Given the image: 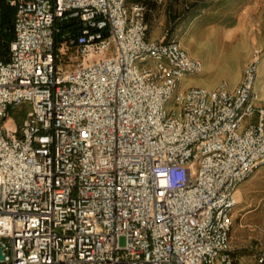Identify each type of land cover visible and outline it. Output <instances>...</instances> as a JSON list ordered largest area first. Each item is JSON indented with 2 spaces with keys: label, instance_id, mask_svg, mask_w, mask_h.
<instances>
[{
  "label": "built area",
  "instance_id": "2783aa9c",
  "mask_svg": "<svg viewBox=\"0 0 264 264\" xmlns=\"http://www.w3.org/2000/svg\"><path fill=\"white\" fill-rule=\"evenodd\" d=\"M10 4L0 264H234L236 193L264 165L261 50L234 87L183 89L203 62L150 39L140 1Z\"/></svg>",
  "mask_w": 264,
  "mask_h": 264
},
{
  "label": "crops",
  "instance_id": "0c3cea01",
  "mask_svg": "<svg viewBox=\"0 0 264 264\" xmlns=\"http://www.w3.org/2000/svg\"><path fill=\"white\" fill-rule=\"evenodd\" d=\"M135 1H140L146 6L145 15L149 24L150 39H177L186 50L188 45L192 47V51L188 52L192 57H197L194 53H198L204 45V34L209 35V32L210 35L214 34V30L218 27L211 23L218 20L221 25H219L217 35L228 40L224 39L214 45L224 53L233 55L239 52L243 55V61L234 69L235 78L227 84L234 87L239 82L243 67L252 50L250 46L255 44V15L258 0ZM259 183L260 178L252 181L248 178L243 181L236 193L237 204L242 198L241 187L252 185L250 189L252 191Z\"/></svg>",
  "mask_w": 264,
  "mask_h": 264
},
{
  "label": "rangeland",
  "instance_id": "374dc122",
  "mask_svg": "<svg viewBox=\"0 0 264 264\" xmlns=\"http://www.w3.org/2000/svg\"><path fill=\"white\" fill-rule=\"evenodd\" d=\"M216 21L211 25L215 24L219 28L221 23ZM218 28L214 30L213 35H210V32L209 35L204 34V45L198 53H194L203 62L202 71L185 76L180 83L181 88L189 86L213 88L218 82L228 83L235 78L234 69L243 61V55L239 52L230 55L218 50L214 44L226 39L217 35ZM179 39L181 40V37ZM255 47L259 48L262 54L256 83L258 88H262L264 86V0H258L256 5L255 44L251 45L250 49ZM187 51H192L190 45L187 46ZM17 109L12 108L11 116L20 121L25 107ZM256 178H260V183L252 191H250L252 185L241 187L242 198L232 213L230 253L234 264H264L256 261L257 253L264 249V165L253 173L250 181ZM119 242L124 244V238L121 237Z\"/></svg>",
  "mask_w": 264,
  "mask_h": 264
},
{
  "label": "trees",
  "instance_id": "16d2710c",
  "mask_svg": "<svg viewBox=\"0 0 264 264\" xmlns=\"http://www.w3.org/2000/svg\"><path fill=\"white\" fill-rule=\"evenodd\" d=\"M14 12L10 0H0V59H8L9 44L13 39Z\"/></svg>",
  "mask_w": 264,
  "mask_h": 264
},
{
  "label": "water",
  "instance_id": "95a60500",
  "mask_svg": "<svg viewBox=\"0 0 264 264\" xmlns=\"http://www.w3.org/2000/svg\"><path fill=\"white\" fill-rule=\"evenodd\" d=\"M3 258V255H2V252H1V249H0V259Z\"/></svg>",
  "mask_w": 264,
  "mask_h": 264
}]
</instances>
